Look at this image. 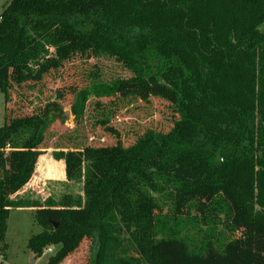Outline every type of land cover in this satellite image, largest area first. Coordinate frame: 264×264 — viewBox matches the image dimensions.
<instances>
[{"label": "trees", "instance_id": "trees-1", "mask_svg": "<svg viewBox=\"0 0 264 264\" xmlns=\"http://www.w3.org/2000/svg\"><path fill=\"white\" fill-rule=\"evenodd\" d=\"M69 36L85 43L77 49L82 53L115 58L132 82L154 74L171 81L173 108H190L198 121L179 136L174 120L169 131L147 130L125 147L102 109L123 81L97 80L93 66L89 84L68 107L78 125L94 99L98 125L115 143L54 149L51 156L63 162L49 166L41 157L38 167L81 184L82 195L39 203L10 197L32 177L44 134L59 118L52 111L61 105L49 100L41 115L6 119L0 127V249L10 211L31 209L42 231L26 247L36 257L52 247L46 264H62L85 238L92 244L86 264H264V0H12L0 14L5 104L15 88L33 91L34 84H23L59 70L67 57L28 72L36 42ZM152 61L159 63L156 73H150ZM162 198L175 214L193 212L211 227L200 246L167 228ZM216 225L224 238H216ZM123 233L136 256L127 255Z\"/></svg>", "mask_w": 264, "mask_h": 264}, {"label": "rangeland", "instance_id": "rangeland-1", "mask_svg": "<svg viewBox=\"0 0 264 264\" xmlns=\"http://www.w3.org/2000/svg\"><path fill=\"white\" fill-rule=\"evenodd\" d=\"M11 1L0 0V14ZM84 44L74 36L60 37L48 44L40 38L32 47L30 59L27 61L28 72L34 73L40 63H45L49 59H58L62 55H67V57L62 60L59 70L52 69L41 80L23 84V87L34 84L33 91L23 89L19 92L15 88L7 104L4 102L3 95L0 94V127L4 125L6 119L11 117L41 115L49 100H57L61 106L52 111V116L57 115L59 118L46 130L44 141L40 146L44 149L43 154L48 155L45 157L49 161H55L51 156L54 149L68 150L83 142L92 146L114 144L116 136L98 125L97 121L102 119V116L100 111L93 112L94 99L88 103L84 120L78 125L68 107L73 101L74 93L89 84L86 75L94 66L100 73L97 80L109 82L112 79H121L123 81L116 97L102 100L104 103L102 109L103 114L109 119L108 127L118 133L125 147L133 144L135 139L147 130L161 133L169 131L174 120L177 122L176 131L179 136L192 131L191 125L197 122L198 118L190 108L181 110V112L173 108L176 95L171 81L157 78L158 76L154 74L153 77L156 79L147 78L140 83L132 82L131 75L121 68L115 58L102 54L92 57L85 50H83L84 53L78 51V46L84 49ZM71 47L74 50L71 51ZM157 67L159 63L152 61L150 73H156ZM24 133L27 134L26 131ZM67 183L40 187L34 194L39 199L45 198V200L50 197L59 199L66 194L82 195L81 184ZM154 196L156 197L155 194ZM160 202L162 203V215L167 221V228L176 229L178 236L191 240L195 246H200L203 232L208 233L211 227L200 222L193 212H190L188 216L177 215L170 205L163 202V198ZM213 227L216 238L225 237L223 227L219 225ZM41 231L42 228L35 222L32 211L12 210L7 220L4 240L6 248L3 252L6 261L9 264H46L53 252H44L40 257H36L26 247L28 239ZM121 238L124 241V248H128L127 255L136 256L127 246L129 245L127 235L123 233ZM91 248V240L85 238L77 250L62 264H86Z\"/></svg>", "mask_w": 264, "mask_h": 264}, {"label": "crops", "instance_id": "crops-1", "mask_svg": "<svg viewBox=\"0 0 264 264\" xmlns=\"http://www.w3.org/2000/svg\"><path fill=\"white\" fill-rule=\"evenodd\" d=\"M45 156H48V155L44 153V154H41L38 157L36 168L34 170V173H33L32 177L30 178V180L28 181V183L25 186H23L18 192H16L14 195H12L10 197L11 200L24 199V200H27V201H37L39 203H43L45 201V198L44 199H39L34 194V192L38 188H40V187L45 188L48 185L51 187V185L53 186L55 184H59V185L68 184L67 181L65 180V176L64 175H63L62 178H53L50 175V172H48L47 170H45V171L43 170L46 167H44L43 169L41 167H38L39 159H41V157H45ZM56 162H63V161H56ZM42 164L44 166H45V164H47L49 166L50 165L49 159L45 157V159H44ZM50 198L53 199L54 201H59L60 200V198L59 199H55L53 197H50ZM22 210L31 211V209H22Z\"/></svg>", "mask_w": 264, "mask_h": 264}, {"label": "built area", "instance_id": "built-area-1", "mask_svg": "<svg viewBox=\"0 0 264 264\" xmlns=\"http://www.w3.org/2000/svg\"><path fill=\"white\" fill-rule=\"evenodd\" d=\"M8 150H10V147L7 145V146H5V151H8ZM4 250H2V249H0V264H9L7 261H6V257H5V255H4V252H3ZM54 251V249H45L44 251H43V253L44 252H47V253H52Z\"/></svg>", "mask_w": 264, "mask_h": 264}]
</instances>
